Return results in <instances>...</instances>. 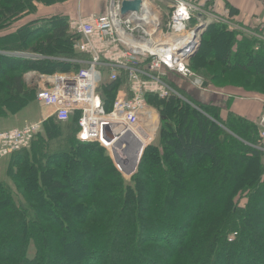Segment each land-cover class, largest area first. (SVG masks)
<instances>
[{"label":"trees","instance_id":"trees-1","mask_svg":"<svg viewBox=\"0 0 264 264\" xmlns=\"http://www.w3.org/2000/svg\"><path fill=\"white\" fill-rule=\"evenodd\" d=\"M68 1L0 0V116L36 100L24 72L80 68L50 58L85 56L73 47L77 1ZM189 1L219 14L227 8L229 20L246 25L229 4ZM29 15L31 22L10 30ZM201 40L205 46L190 67L211 91L228 92L238 82L256 92V113L196 99L197 109L176 96L147 94L160 117L158 142L144 148L129 182L104 146L76 138L78 111L66 122L44 120L48 139L63 133L68 147L40 152L38 131L7 156L20 200L0 181V264H264V163L254 147L261 140L256 121L264 107V42L223 22L209 23ZM165 78L191 95L176 82L181 78L191 88L178 74ZM121 84L122 78L102 82L107 109Z\"/></svg>","mask_w":264,"mask_h":264},{"label":"built area","instance_id":"built-area-1","mask_svg":"<svg viewBox=\"0 0 264 264\" xmlns=\"http://www.w3.org/2000/svg\"><path fill=\"white\" fill-rule=\"evenodd\" d=\"M122 1L104 0L101 13L84 14L78 0L71 27L79 38L73 47L85 56L50 58L78 63L80 68L74 72L36 74V102L41 108V118L20 128L1 130L0 158L27 146L44 120L52 117L66 122L78 111L76 138L99 142L114 161L118 160L117 167L131 176L135 170L129 171L130 161L153 141L160 125L158 111L146 102L145 96H181L165 78L168 73L178 74L196 90L207 89L204 78L186 62L196 43L191 41L185 45V52H173L170 56L158 53L157 44L172 37L178 39L196 23L198 26L190 34L196 33L194 36L198 38L211 22L226 23L264 42V20L260 17L241 26L228 19L227 8L219 14L189 0H165V6L154 0H141L138 11L122 15ZM119 78L122 84L107 109L101 84ZM258 124L261 140L256 148L264 153V112ZM132 145L137 147L133 152Z\"/></svg>","mask_w":264,"mask_h":264},{"label":"rangeland","instance_id":"rangeland-1","mask_svg":"<svg viewBox=\"0 0 264 264\" xmlns=\"http://www.w3.org/2000/svg\"><path fill=\"white\" fill-rule=\"evenodd\" d=\"M89 1H91V6L90 7H88V2ZM154 1L156 3H159L158 0H154ZM70 2H71V0H69L68 2H66V4H69ZM74 2H75V0H74ZM161 2H162V3H160L161 6H165V1H161ZM81 3H82L81 8L83 10L82 12H84V9H87V8L90 11L91 10H96V8L99 5H101L100 6V9H101V11H103L104 5H105L104 0H83V1L81 0ZM60 5H62V4H60ZM163 10L166 11V9H164V8H163ZM31 16L32 15L24 16L20 21H18L16 24H14V26L10 30L12 31V30L18 28L19 26L23 25L26 22H29V21L31 22L32 21L31 20V18H32ZM35 18H40V17H35ZM191 26H192V28H196V26H198V23L191 24ZM192 28L189 29L188 31H185V32L181 33L179 36H187V34L191 32ZM191 34H196V33H191ZM175 38L176 37H172V38H169L167 40H173L174 41V40H176ZM178 38H180V37H178ZM195 38H196V36H195ZM190 39L191 38H189L188 40H190ZM196 39L198 41L194 42L196 44L194 46L193 53L190 54V56H188V58H186L187 59L186 62H188L189 64H191V59L194 57V55L196 54V52L198 51L199 53L198 52L197 53H198V55H200V51L205 46V45L203 46V41L205 42V40H203V41L201 40L202 39V33H200L199 36H198V38H196ZM191 41L192 40H190L188 44H190ZM201 41H202V44L200 46ZM11 53H13L15 55L18 54V55H26V56H36V54H37V53L20 52V51H16V50L15 51H12ZM197 56L195 58H198L199 57V56L198 57ZM37 73H38L37 71L31 70V71L24 72V75H23V78H24L25 83L28 86L35 87L36 88L35 91H37V88H38V86H37V80H36L37 79V77H36V74ZM53 73H64V72H61L59 70H55V72H52V73H41V74H53ZM197 74H199V73H197ZM33 76H35L36 78L33 77ZM33 78L35 79V82H34V79ZM236 82H237V80H236ZM222 83L223 82H221V84ZM237 83L234 84V86H232V87H228V89H227L228 92L225 93L227 95V103L224 105V107L229 106V105L231 107V103H232L233 100H235V98H238V101H242L243 102L245 100H251V104H254L255 103V100H256L255 99V97H256V94L255 93L256 92L250 91V90H246V89H242L239 86H236ZM252 88L260 89V88H257L256 85H253ZM190 89L196 90L194 87H191ZM196 91H197L196 92V96H192V94H191L190 96H186V97L183 96V95L176 96V97H179L182 100H184L185 102L193 105V107H196L197 109H200L194 103L195 102L198 103L197 100H204V101H206V100H209V99L203 98V95H202V99H201V98H199L201 96L199 94H204V92H208V93H205V94H210L212 92H210L211 91L210 89H205V90L197 89ZM159 98H161V97H159ZM166 98H168V97H166ZM230 107H229V109H231ZM260 110H261V112L263 114L264 107L262 106ZM207 115L210 116L209 114H207ZM259 117H258V119L256 121L257 123L259 122ZM37 118H40V110H39V108L37 106L36 101H34V99H32V100H29L28 104L26 106H24L22 109H20L17 113H9V112H7L6 115L0 116V129H6L5 126L7 124H11V122L13 123V126L12 127H21L23 125V122L25 120H32V121H34ZM52 123L53 124L51 126L53 128H55V129H59L60 128L61 130H64V128H65L64 127V124H61L62 125L61 126L60 123H58L56 121H53ZM158 129H160V127H158ZM158 129H156L157 131L155 130L156 133H155L154 139H153V141L150 144H152V143L156 144L158 142V137H159L158 136L159 135V130ZM34 144L37 145V146H40L39 147V151L40 152H44L45 154H50V153H52L54 151H61L62 149H66L68 147L67 146V143H66V136L63 133L58 138H56V139H53V140L48 139V137L46 136V129L44 128V125H41L40 126V129H39V132H38V137L36 138V141L34 142ZM131 147H132V150H130V151H132V152L137 148L136 146H133V145ZM254 147L256 148V145H254ZM144 148L142 149L141 153H143ZM31 149H32V147H31ZM109 155L111 156L110 153H109ZM111 158H112V156H111ZM262 159H263V163H264V153H263ZM132 160H134V159H132ZM10 161H11V157L0 158V181L3 182L5 185H8V187L13 191L14 197H15L16 201L18 202L20 200V198H19L18 194H16V192H15V188H14V185L12 183V180L8 176V167L10 165ZM128 161L129 160H127V162ZM113 162L117 166V164H116V162L114 160H113ZM118 169L121 172V174L124 176L126 182H129L130 176H127L126 175L127 173L122 168H118ZM128 169H129V171L131 170L130 168H128ZM230 236H233V238L236 237V235H233V234L230 235Z\"/></svg>","mask_w":264,"mask_h":264},{"label":"crops","instance_id":"crops-1","mask_svg":"<svg viewBox=\"0 0 264 264\" xmlns=\"http://www.w3.org/2000/svg\"><path fill=\"white\" fill-rule=\"evenodd\" d=\"M161 1H165V0H158V2L162 3ZM166 2L167 1H165V4H166ZM218 2L221 3V5H219V7H221V8L224 7V6H222L223 4H225V5L229 4V6L235 8V11H237V17L239 18V20L241 22L244 21L245 23H250V21L254 17H260L261 19L262 18L264 19V0H218ZM77 4H78V0H77ZM81 6H82V3H81ZM90 6H91V1L88 2V7H90ZM100 6L101 5H99L96 8V10H91V11L88 8L84 9L83 13L88 14L91 12H101ZM51 11H55V6L43 8L39 13H42V12L48 13ZM175 80L178 83V85H180L181 87L188 88L190 94H192V92H193L192 89H190L187 86L185 81H183L181 78H175ZM195 92H197V91H195ZM210 92H212V93L205 94L208 92H204V94H199V95H201L199 98L202 99V95H203V98L209 99V100H206L205 102L211 101L212 103L216 104L219 107H222L227 103V95L225 94V93H227L226 91L225 92H216V91L212 90ZM202 101H204V100H202ZM250 101L251 100H245L242 102V101H238V98H235V100L232 101L230 108H231V110L239 111V112L246 114V115H252V114L256 113L257 108H258V104L256 102H255V104H251ZM37 106H38L40 113H41V108L39 107L38 104H37ZM38 119L39 118H37L36 120H38ZM30 121H32V120H25L23 122L22 126H24L27 122H30ZM12 126H13V123L11 122V124H7L5 126L6 129H0V131L15 128Z\"/></svg>","mask_w":264,"mask_h":264},{"label":"bare ground","instance_id":"bare-ground-1","mask_svg":"<svg viewBox=\"0 0 264 264\" xmlns=\"http://www.w3.org/2000/svg\"><path fill=\"white\" fill-rule=\"evenodd\" d=\"M185 39H184V38ZM182 38V39H181ZM189 38L192 40V42H196V38L194 34L188 33L187 36H180V38L176 39L175 41L173 40H167L163 41L157 44V51L158 53H161L163 56H170L173 52L176 54H180V52H185V45H188ZM191 51L188 52V55L190 56Z\"/></svg>","mask_w":264,"mask_h":264},{"label":"water","instance_id":"water-1","mask_svg":"<svg viewBox=\"0 0 264 264\" xmlns=\"http://www.w3.org/2000/svg\"><path fill=\"white\" fill-rule=\"evenodd\" d=\"M140 6H141V0H123L122 4H121V14L124 15V14L128 13L129 11H138L140 9ZM204 85H207V83L205 82ZM141 155H142V153L138 154L134 160L130 161V163H129L130 169L134 168V170H136V168L138 167V164L140 162ZM117 161L115 159V162H117ZM117 164H118V162H117Z\"/></svg>","mask_w":264,"mask_h":264}]
</instances>
